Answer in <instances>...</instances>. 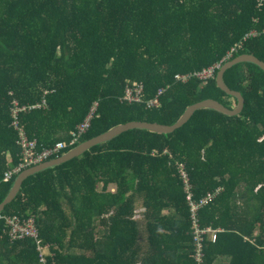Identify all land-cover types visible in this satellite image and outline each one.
<instances>
[{
  "label": "trees",
  "instance_id": "obj_1",
  "mask_svg": "<svg viewBox=\"0 0 264 264\" xmlns=\"http://www.w3.org/2000/svg\"><path fill=\"white\" fill-rule=\"evenodd\" d=\"M241 54L264 62V0H0V203L22 171L5 179L22 159L20 130L38 150L65 142L50 160L130 120L173 124L206 100L234 109L220 69L175 76ZM224 81L245 100L240 115L200 109L172 132L131 128L25 178L0 214L35 216L39 233L13 239L1 219L0 264H264V71L243 62ZM133 84L140 102L128 104ZM15 102L42 107L22 111L17 129ZM180 163L195 200L217 194L199 212L220 230L202 262Z\"/></svg>",
  "mask_w": 264,
  "mask_h": 264
},
{
  "label": "built area",
  "instance_id": "obj_2",
  "mask_svg": "<svg viewBox=\"0 0 264 264\" xmlns=\"http://www.w3.org/2000/svg\"><path fill=\"white\" fill-rule=\"evenodd\" d=\"M255 32H251L249 35H254ZM238 47H241L239 45ZM235 52H237V47L233 48L231 53L229 54V57H231ZM222 63H216L210 67L204 68L202 71L199 72H193L190 74H177L175 76V80L177 82L186 83L191 78H197L201 81H207L215 75L216 71L222 67ZM142 91V85L140 84H133L130 87H127L125 90V95L122 99V101L131 104V103H139L140 102V94ZM164 89H159L157 91V95L154 100L151 102H148L149 107H156L158 106V97L162 95ZM45 105V102H43V106ZM42 105H35L30 107H20L18 103H14V109H13V117L15 119V126L17 129H20L19 127V114L22 111H26L28 109H40ZM96 107L93 108V110L88 114L86 119L81 123L80 125H77V129L71 131V137L68 144H74L76 141L79 140L82 133L86 132L89 127L91 126V121L95 115ZM20 139L19 142L22 145V159L19 165L14 168L13 170L6 172L5 179L8 180L12 177L13 173L18 172L20 170H23L27 167L39 164L54 154L58 153L65 145L66 143L63 141H57L54 143L53 146L50 147H44L40 150L37 148V141L35 139H29L26 133L23 130H20ZM181 172L182 175H184L186 186H187V200L189 202L190 206V214H191V225H192V235L194 236V246L196 248V259L198 262H202L203 256H204V242L205 238L209 237L212 239L213 242L217 239V234L220 230L213 229L210 227L204 228L201 225L200 221V209L204 206L208 205L213 201V199L216 197L217 194L215 193H209L207 196L195 200L193 197V193L191 191V184L189 183V178L187 174V170L183 167V163H180ZM3 219L6 221V224L10 226V235L13 239H22L25 237H37L38 236V226L36 222L35 216H30L27 218H20L19 216H4L0 214V220Z\"/></svg>",
  "mask_w": 264,
  "mask_h": 264
},
{
  "label": "water",
  "instance_id": "obj_3",
  "mask_svg": "<svg viewBox=\"0 0 264 264\" xmlns=\"http://www.w3.org/2000/svg\"><path fill=\"white\" fill-rule=\"evenodd\" d=\"M243 62H252L264 71L263 61L259 60L256 56L251 55V54H241L235 57L234 59L229 60L226 63H224L223 66L220 68L217 74V78H216L217 85L219 86V88H221L224 91V93H226L228 96L237 99L238 105L236 108L231 109L227 106H223L217 101L206 100V101H203V102H200L193 106L188 107V109L184 112V114L180 117V119L177 122H174L173 124H162L158 122L130 120V121L115 125L103 133H100L94 137H91L87 140L82 141L74 148H71L67 152L55 158L46 160L44 162H41L39 164L30 166L22 170L17 175L12 185V189L9 192L8 196L4 199L2 203H0V213L3 212L5 210V207L17 197L18 193L21 190L23 181L29 175L35 172H38L40 170H43L45 168L51 167L55 164H59L61 162L69 160L72 157L81 155L86 150L90 149L92 146H95L97 144H101L103 142L111 140L115 136L119 135L121 132L125 130L131 129V128H145L147 130L155 131V132H172L176 128L182 126L184 123H187L188 120L191 119V117L194 115V113L200 109H214L216 111H219L229 116L240 115L244 109L245 100L242 97V95L239 93V91H234L227 86V84L224 81V74L227 71V69H229L230 67L237 65L239 63H243Z\"/></svg>",
  "mask_w": 264,
  "mask_h": 264
},
{
  "label": "crops",
  "instance_id": "obj_4",
  "mask_svg": "<svg viewBox=\"0 0 264 264\" xmlns=\"http://www.w3.org/2000/svg\"><path fill=\"white\" fill-rule=\"evenodd\" d=\"M162 213L163 214H167L168 213V210L167 209L166 210H163ZM228 263H229V259L228 258H226V257H220V258L217 259V261H216L215 264H228Z\"/></svg>",
  "mask_w": 264,
  "mask_h": 264
}]
</instances>
